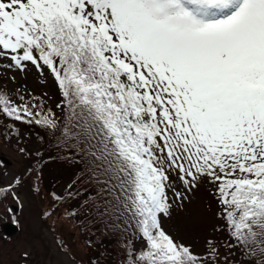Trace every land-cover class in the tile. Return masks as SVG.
<instances>
[{
    "label": "snow or ice",
    "instance_id": "6c2138e0",
    "mask_svg": "<svg viewBox=\"0 0 264 264\" xmlns=\"http://www.w3.org/2000/svg\"><path fill=\"white\" fill-rule=\"evenodd\" d=\"M0 66L35 68L60 97L49 108L47 92L13 75L0 115L41 127L89 166L87 181L49 193L45 218L68 205L62 218L83 233L91 190L76 185L91 184L117 231L128 217L118 264H264V0H0ZM44 166L26 171L40 181ZM23 184L18 175L0 194L21 202ZM202 187L227 242L206 237L198 252L166 224ZM95 243L84 236L85 249Z\"/></svg>",
    "mask_w": 264,
    "mask_h": 264
},
{
    "label": "rangeland",
    "instance_id": "374dc122",
    "mask_svg": "<svg viewBox=\"0 0 264 264\" xmlns=\"http://www.w3.org/2000/svg\"><path fill=\"white\" fill-rule=\"evenodd\" d=\"M13 75L19 83L26 84L27 90L34 93L35 96L40 97L47 92L48 97L44 98V102L49 108H54L60 99L50 78L47 75L42 76L35 68H29L21 73L15 69L6 70L0 66V77H2L0 84H7L9 90L15 88V85L8 81V77ZM13 99H17V97L13 96ZM53 139L51 133L45 132L37 125L30 126L20 121L14 122L0 115V187L13 183L14 178L18 175L22 176L24 180V184L17 188V192L21 195V202L16 201L12 196L10 199L6 197L5 200L13 208L14 213V215L6 214L7 221L13 220L14 216L18 215L20 230L17 231V234H15L16 232L15 235L12 234V238H6L0 227V264H25V259L22 258L24 252L28 253L27 264H74L73 255L75 262L83 260L84 264H88L90 258L96 259L100 255L101 264H118V259L123 255V252L115 259L110 251L106 253L101 247L103 244L112 243L114 239L122 242L123 239L117 233L120 231L129 232L132 229L128 228L127 231H124L125 225L129 221L127 217L123 216L119 224L120 231H117L115 213L113 211L106 212L104 199L95 195L92 185L94 194H91L93 197H89V219L84 220L85 231L83 234L91 236L96 242L95 248L85 249L82 245L83 242H79L78 236L82 234L79 221L69 223L66 218H62L68 205L60 208L53 217L45 218L43 216V213L49 210L53 203L49 193H64L67 184L75 180L77 176L75 173L77 168L71 167V159L74 157L66 159L65 153L59 152L53 147ZM20 147H25L29 155L22 154L19 151ZM36 150H40L44 154L43 157L35 156ZM50 153L59 155L60 159L49 161ZM40 159H43L45 163L42 169L43 175L40 181H35L36 173H28L26 170L36 166L37 160ZM88 178L87 175L83 176L85 181ZM34 183H39L41 187L39 194L30 190ZM86 185L83 183V186ZM91 198L96 201L95 207L92 206ZM81 199L83 196L78 197L76 202L79 203ZM209 200L210 197L202 187L200 192L192 198V203L187 205L185 210L175 212L172 219L166 224V227L175 231L186 243L192 244L198 252L204 251L206 237H215L223 243L227 242L225 233L212 230L213 224L220 226L222 224L207 211L206 204ZM15 206L18 207L16 210ZM77 211L82 218L86 209L78 208ZM2 212H4V205L0 201V215ZM5 224H10V222ZM50 225H54L56 231H53ZM73 225L76 226L73 227ZM111 226L113 231H111ZM58 237L67 243L64 252L59 251L56 246ZM221 251L223 252L225 249L221 248ZM111 256L115 261L111 262Z\"/></svg>",
    "mask_w": 264,
    "mask_h": 264
},
{
    "label": "trees",
    "instance_id": "16d2710c",
    "mask_svg": "<svg viewBox=\"0 0 264 264\" xmlns=\"http://www.w3.org/2000/svg\"><path fill=\"white\" fill-rule=\"evenodd\" d=\"M7 119L8 120H12V121H14V122H19V121H15V120H13L12 118H9V117H7ZM46 157V156H45ZM46 159H47V157H46ZM48 162V161H47ZM71 167L73 168V167H75V168H77V172H75V173H77V176H76V179L78 178V177H83V176H85V175H87L88 177H89V175H88V164L86 163V162H84V161H80V160H78V159H76V158H72L71 159ZM53 179H55V178H53ZM8 186V185H7ZM7 186H5V188L7 187ZM76 187H78V188H80V189H84L85 187H87V188H89L91 191H90V193H89V197L91 196V197H93L91 194H94L93 193V191H92V188H91V184H87L86 186H83V183H78L77 185H76ZM81 196H83V194L81 195ZM10 197L11 196H7V198H9L10 199ZM5 200H6V197L5 196H3V194H1V196H0V201H2V205H4V212H2V214L0 215V217H1V221H3V220H5V218H7V216H6V214L7 215H13V213H12V210H11V207L5 202ZM91 200V202L94 200V198H91L90 199ZM127 216L125 215V218H126ZM128 218V217H127ZM134 223V222H133ZM85 224H87V223H85ZM114 226V225H113ZM114 229V228H113ZM111 231H113L112 230V226H111ZM131 232H132V230L131 231H129V232H122V231H120V233L118 232L117 234L119 235V236H121V238L123 239V241L122 242H118L117 241V239H114V241L112 242V243H110V244H103V246L101 247V249L103 250V251H105L106 253L107 252H111L112 253V256L116 259L120 254H122V249L124 248V241L131 235ZM121 233H123V234H121ZM83 236H85V234H80L79 236H78V238H79V242H83V239H84V237ZM111 237H112V235H111ZM59 238V237H58ZM60 239V238H59ZM82 245H83V247H84V244L82 243ZM95 244H94V246H93V248H95ZM141 245L139 244V243H137V247H140ZM92 250V249H91ZM93 251V250H92ZM91 251V252H92ZM112 256H111V262L112 261H115L113 258H112ZM99 258H101V255L99 256Z\"/></svg>",
    "mask_w": 264,
    "mask_h": 264
},
{
    "label": "water",
    "instance_id": "95a60500",
    "mask_svg": "<svg viewBox=\"0 0 264 264\" xmlns=\"http://www.w3.org/2000/svg\"><path fill=\"white\" fill-rule=\"evenodd\" d=\"M1 229L8 236H11L12 234H14L17 231V228L12 224H3L1 226Z\"/></svg>",
    "mask_w": 264,
    "mask_h": 264
},
{
    "label": "flooded vegetation",
    "instance_id": "af4514ba",
    "mask_svg": "<svg viewBox=\"0 0 264 264\" xmlns=\"http://www.w3.org/2000/svg\"><path fill=\"white\" fill-rule=\"evenodd\" d=\"M14 222V220H12L10 223L12 224ZM18 223H19V221H18ZM2 233L6 236V237H8V238H12L13 237V235H11V236H8V235H6L3 231H2ZM18 232L16 231V233L15 234H17ZM14 234V235H15Z\"/></svg>",
    "mask_w": 264,
    "mask_h": 264
}]
</instances>
